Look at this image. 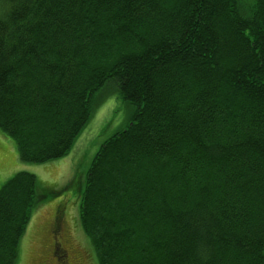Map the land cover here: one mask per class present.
<instances>
[{
	"label": "trees",
	"instance_id": "trees-1",
	"mask_svg": "<svg viewBox=\"0 0 264 264\" xmlns=\"http://www.w3.org/2000/svg\"><path fill=\"white\" fill-rule=\"evenodd\" d=\"M110 92L133 111L86 170L97 264H264V0H0V133L21 163L67 157ZM39 189L0 185V264Z\"/></svg>",
	"mask_w": 264,
	"mask_h": 264
},
{
	"label": "rangeland",
	"instance_id": "rangeland-1",
	"mask_svg": "<svg viewBox=\"0 0 264 264\" xmlns=\"http://www.w3.org/2000/svg\"><path fill=\"white\" fill-rule=\"evenodd\" d=\"M104 96L109 99L102 102L70 154L61 160L43 165L21 163L13 141L0 133V185L27 171L37 177L39 194L50 196L34 210L20 243L17 264H64L56 263L54 257L65 254L59 248L67 251L70 264H97L79 215L86 170L104 141L128 127L133 111L118 95L110 92Z\"/></svg>",
	"mask_w": 264,
	"mask_h": 264
},
{
	"label": "flooded vegetation",
	"instance_id": "flooded-vegetation-1",
	"mask_svg": "<svg viewBox=\"0 0 264 264\" xmlns=\"http://www.w3.org/2000/svg\"><path fill=\"white\" fill-rule=\"evenodd\" d=\"M55 243H58V241H54ZM60 245V244H59ZM60 249V252L62 253H65V254H61V255H56L54 256L55 257V260H56V263H60V262H63L64 264H70V261L68 259V253H66L67 251L62 249V248H59ZM57 250V247L54 246V251Z\"/></svg>",
	"mask_w": 264,
	"mask_h": 264
}]
</instances>
